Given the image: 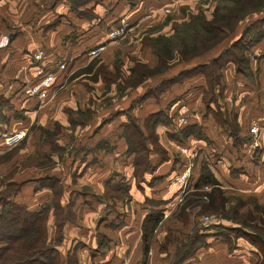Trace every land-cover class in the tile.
<instances>
[{"label": "rangeland", "instance_id": "obj_1", "mask_svg": "<svg viewBox=\"0 0 264 264\" xmlns=\"http://www.w3.org/2000/svg\"><path fill=\"white\" fill-rule=\"evenodd\" d=\"M260 1L241 0L236 5L239 13H248L237 24L245 26L251 22L248 35L252 36L251 39L260 37L258 41L264 39V20H260L263 23L254 20L264 16V0L259 10H250ZM63 2L65 5H60V9L64 13H55L59 19L69 10L79 14V6L83 13L93 17L96 3L103 4V9L110 11L112 1ZM217 2L219 0L169 2L152 15L145 13L140 23L139 18L127 20L121 17L117 23L124 18L128 22L126 32L116 40L109 41L110 45L103 50L109 51L106 56L102 51L88 59L76 60L73 58L82 55L84 49L77 48L78 52L72 59H66L67 71L71 73L55 93L43 100L45 103L40 102L39 105V101H36L31 106L34 109L29 112L23 109L13 112L14 116L21 117L27 127L20 143L6 148L0 145V197H3L0 199V209L11 205L9 201L26 207L33 202L32 205H39L37 209L42 207L47 216L51 213L57 221L68 218L77 227L80 221L78 218H83L85 214L82 206L87 205L93 214L90 227L97 228L98 240L107 243L109 237L105 232L102 233L105 230L101 227L110 226L114 217L121 214L115 208V203L130 200L129 185L142 189L144 183L157 186L163 183L162 175L154 171L159 160L149 159L150 155H156L160 160L170 157L172 165L169 171L190 161L193 177L179 186L180 194H177L172 213L177 218L171 222L172 228L162 236L158 233L163 224V211L152 208L145 214L139 225L142 235L145 234V239H142L141 264H146L151 257L156 260L153 264H199L194 252L185 251L183 257L182 254L195 241L205 245L204 235L211 230L223 233L226 237L252 233L253 236L257 235V242L261 241L264 247V202L255 200L252 195L239 194L220 186L225 171L242 170L240 157L243 153H259L264 144L253 145L250 133L240 134L238 131V110L229 107V97H220L224 87L221 75H215L218 67L210 63L205 69L206 74L207 70L212 74L203 75L204 81L200 87L203 101L196 106L194 114L198 115L195 120L189 111L180 114L178 110L172 111L164 102L150 103V100H160V87L166 75L175 67L184 66L187 61L184 67L192 65L191 59L202 55L187 54L185 57L184 52L177 53L174 38L172 41L169 39L171 43L168 45L165 38L171 37L172 25L188 20L191 13L202 11L211 16ZM67 43L75 47L73 41L68 40ZM92 44L94 41H88L84 47ZM64 47L65 41L62 39L48 49L53 48L56 54H60L59 50ZM234 51L238 54L240 49L235 48ZM210 117H213L216 124L225 127L226 135L220 132L217 137L216 131L204 125V118ZM113 121H119V134L126 142L124 152L130 170L119 173L117 178L114 173L107 172L102 183L89 184L90 178L94 180L95 175L87 174L85 177L84 171L86 166L91 167L94 159L92 153H88L86 163V154L96 147L97 131L104 135L115 131ZM263 130L261 127V134ZM105 140L107 143L102 141V144L106 148L112 149L115 146ZM248 142L254 148H248ZM129 178L133 183L127 184ZM173 178H169L168 182L171 183ZM118 186L124 189L119 190ZM38 188L45 190L40 193L37 192ZM141 199L154 204L156 202L148 196ZM155 217L157 220H154ZM59 238L60 231H55L56 242ZM143 241L148 244L146 249ZM104 246L99 245L97 248ZM161 254L165 259L157 260ZM72 256L71 251L67 256L70 263L73 262ZM260 261L257 263L264 264V258Z\"/></svg>", "mask_w": 264, "mask_h": 264}, {"label": "crops", "instance_id": "obj_2", "mask_svg": "<svg viewBox=\"0 0 264 264\" xmlns=\"http://www.w3.org/2000/svg\"><path fill=\"white\" fill-rule=\"evenodd\" d=\"M63 1L0 0V33H7L10 36L9 43L0 51V93L9 98L7 105L2 109L6 119L0 120V129L11 131L23 128L26 130L27 126L23 123L21 117L14 116L13 112L16 113L17 110L21 109L29 112L34 109L31 106L36 101H39V105L40 102H44L34 96H28L23 90L25 83L35 77L36 68L42 63V61L34 58V52L37 48L43 49L44 59L51 63L57 60H64L65 62H67L66 59L71 60L73 55L78 52L76 49L81 47L84 48L83 54L78 58L75 56L73 59H88L93 57L88 52L91 47L103 44L104 47L100 51L101 53L104 48L110 45L109 41L117 39L109 38L108 32L120 23V21L117 23L119 18L124 17L127 20L139 18L140 23L143 21L145 13L152 15L153 12L161 9L169 2L182 0H136L133 2L131 0H110L112 1L110 11L103 9V4L96 3L93 9L95 16L93 17L87 16L86 12L83 13L82 7L79 6V14L69 10L66 15L61 16V19H59L55 17V13H64L60 9V5H65ZM242 27V24H237L234 31L226 39L198 58L191 59L190 63L195 65L196 63L208 61L212 56L217 55L221 48L228 45L232 39L240 34ZM69 34L72 36L68 37ZM56 36H58L57 39H55ZM62 39L65 41V47L61 50L62 52L60 50L58 52L62 55L56 54L53 48L48 49L50 46L53 47L60 43ZM68 40L73 41L75 47L68 44ZM88 41H94V44L86 48L84 43ZM67 45L72 49H69ZM261 47L264 48V39L246 49L248 58L245 67L236 68L234 61L227 60L219 69L221 84L224 87L220 97H229L231 99L229 107L233 106L238 110L236 121L240 134H244V132L249 134L248 128L253 123H256L260 130L261 127L264 129V54L261 55L264 49L262 50ZM108 52L106 49L103 51L105 56ZM63 55H68V57ZM188 62L184 66H187ZM184 66L175 67L166 76L170 77L175 72L177 73L185 68ZM67 69L68 66L64 70L57 71L58 74L54 79L55 91L71 73ZM207 72L208 74H206L205 69L191 72L189 74L191 76H188V78L171 83L162 90L160 100H150V103L161 104L164 102L172 111L178 110L180 114L183 111H189L193 116V120H195L198 115V113L194 114L196 106L203 101L200 96V87L204 81L203 75L212 74H209V70ZM31 102L33 103L31 104ZM9 112L10 114H7ZM210 118H204V125L216 131L218 133L217 137H219L220 132L226 135L225 127L222 128L216 124L213 117ZM118 122L112 125L115 128L112 134L104 135L102 132L98 133L97 131L96 147L88 150L86 154V163L88 153H92L94 159L91 167L86 166L84 171L85 177L87 174L95 175L94 180L90 178L89 184L91 182L99 183V181L102 183L101 181L107 172L114 173V177L117 178L119 173L130 170L124 152L126 142L123 136L119 134L121 127H118ZM228 137L231 136L228 135ZM103 138L114 143L115 146L112 149L106 148L102 144V141L107 143L105 139L101 140ZM160 139L162 141V137ZM190 139L194 140V138ZM260 143L261 145L264 144V130L259 138ZM0 145L6 148L1 140ZM248 145V148H254L250 142H248ZM150 158L151 160L152 158L159 160L154 171L157 175H162L163 183L159 186L144 183L142 189L135 188L133 184L129 185L130 200H125L121 204L119 202L115 203V208L118 212L121 211V214L114 217L110 226L101 227L105 230L102 233L105 232L109 237L107 243H104V240H98L97 228L90 227L93 214L87 205L82 206L85 214L83 218H78L80 221L77 227H74L68 218L60 221V238L55 246L58 249L62 264H141L142 231L139 225L145 218V214L152 208H160L164 213L161 220L163 224L159 228V236L172 228L173 224L171 222L177 218L172 213L178 198L177 194H180L179 186H182L186 181L188 182L193 177V172L184 183L177 185L174 180L183 171L185 164L178 168L175 166L174 170L169 171L172 165L170 157L160 160L156 155H150ZM240 160V165L243 166L242 170L225 171L223 173L224 181L220 186L239 194L252 195L255 200L264 202V148L261 147L259 153L254 155L243 153ZM169 178H173L171 183L168 182ZM130 183H133V181L129 178L127 184ZM120 188L123 187H117L119 190ZM44 190L38 188L37 192L41 193ZM147 196L156 201L155 204L141 199ZM32 203L30 202L31 205H27V208H39V205H32ZM122 207L125 209H120ZM178 221L181 222V219H178ZM229 226H232V224ZM55 227V218L53 214L49 213L47 216V230L48 237L51 240L55 238ZM205 238L206 244H199L200 246L194 251V256L199 264H256L261 257V252L256 244L242 234L226 237L223 233L220 234V232L211 230L206 232ZM99 245L105 246L97 248ZM92 248L96 249L92 251ZM71 251L73 254L72 263L67 260V256ZM259 252L260 256H258ZM152 259V257L149 258L146 264H153L156 260ZM164 259V255L161 254L157 260Z\"/></svg>", "mask_w": 264, "mask_h": 264}, {"label": "trees", "instance_id": "obj_3", "mask_svg": "<svg viewBox=\"0 0 264 264\" xmlns=\"http://www.w3.org/2000/svg\"><path fill=\"white\" fill-rule=\"evenodd\" d=\"M240 1L241 0H219L215 5L211 16H207L200 11L191 13L188 20L174 23L171 27V37L165 38L167 44L170 45L172 38H174L177 45L175 47L176 52H184L183 54H185V57L188 55H201L208 49L216 47L234 31L237 22L248 15L247 12L239 13L237 11L236 5ZM262 1L263 0L259 2V6L257 5L250 11L259 10ZM260 20H264L263 15L260 17L258 16L254 21ZM250 23L243 26L240 34L232 39L228 45L221 48L218 54L212 56L208 61L190 65L179 70L177 73L175 72L170 77H167L166 80L162 82L163 85L160 87V90L162 91L173 82L182 80L186 75L188 76L191 74V72L206 69L210 63L218 67V71L215 75L220 74L219 69L227 60L234 61L236 68L245 67L248 58V56L245 55L246 49L257 42L260 38L253 37V39H251L252 36L248 35L250 26L252 25ZM260 23H263V21H260ZM189 33H191V36ZM169 39L171 41H169ZM9 41L10 36L8 35V43ZM235 48L240 49L238 54L235 53ZM190 50L194 51L192 52ZM149 93L151 92H148V94ZM8 101L9 98L0 93V120L6 119V115L2 109L7 105ZM192 172L193 170H191V174ZM2 198L3 197H0V199ZM9 204L11 205L0 209V264H62L58 249L55 246L56 239L53 238L51 240L48 237L47 215L43 208L29 209L25 205L15 201H9ZM154 220H157V217H155ZM55 224V231H60L61 222L55 220ZM242 235L256 244L260 252L263 251V254L261 253L260 257V260H262L264 258V247L262 246L261 241L257 242V235L253 236L252 233L247 232L242 233ZM142 239H145L144 233ZM202 241L204 242V239ZM195 242L194 245L184 250L182 257L184 256L185 251H195L199 246V243H197V241ZM147 246L148 244L146 245L144 242V249H146ZM260 262L257 264H260Z\"/></svg>", "mask_w": 264, "mask_h": 264}, {"label": "built area", "instance_id": "obj_4", "mask_svg": "<svg viewBox=\"0 0 264 264\" xmlns=\"http://www.w3.org/2000/svg\"><path fill=\"white\" fill-rule=\"evenodd\" d=\"M168 10V9H166ZM128 22L122 18L120 23L112 27L109 32V38H118L125 34ZM8 43V35L6 33L0 34V49L3 48ZM104 45L99 44L91 47L89 49V54L94 56L98 55L103 49ZM34 58L36 60L42 61L40 65L36 68L35 77L28 80L23 90L28 96H34L40 101H43L54 94L55 86L54 79L58 74L57 71L64 70L67 67V63L64 60H57L51 63L44 59V51L41 48H37L34 52ZM249 132L251 134V142L253 145L259 144V138L261 136V130L256 123L249 126ZM25 135V129L19 128L15 130H4L0 129V140L5 147H12L20 143ZM192 162L187 161L185 167L180 175L175 179L176 183H184L186 179L191 174Z\"/></svg>", "mask_w": 264, "mask_h": 264}]
</instances>
